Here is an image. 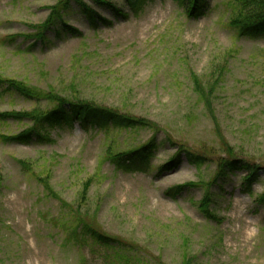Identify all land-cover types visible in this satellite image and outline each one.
Returning a JSON list of instances; mask_svg holds the SVG:
<instances>
[{
    "label": "rangeland",
    "instance_id": "374dc122",
    "mask_svg": "<svg viewBox=\"0 0 264 264\" xmlns=\"http://www.w3.org/2000/svg\"><path fill=\"white\" fill-rule=\"evenodd\" d=\"M56 1L0 0V77L39 91L76 93L149 120L155 129L104 133L75 120L50 128V141L0 138V264H107L102 247L64 240L52 223L61 202L18 159L33 162L40 176L46 165L62 201L94 213L103 233L137 245L147 264H156L153 255L164 264H181L184 251L194 256L193 264H264V209L254 201L264 190L262 170L250 193L245 172L238 170L221 187L212 186L209 206L218 219L206 218L197 207L204 187L171 191L189 180L211 181L217 160L226 156L220 134L236 157L264 166V35L240 36L228 26L233 0H206L203 13L192 18L173 0H149L137 14L123 0H110L126 16L89 1L109 23L92 26L75 8L64 18L81 37L49 31V43L31 46L33 39L23 36L46 19L47 6ZM190 73L204 86L214 83L217 125L193 91ZM0 92V112L53 106L12 90ZM28 126L27 120L8 119L0 122V133ZM153 138L157 146L144 170L118 168L105 156L108 145L121 151ZM179 145L208 160L196 168L179 151L176 167L158 171ZM87 178L94 181L80 202Z\"/></svg>",
    "mask_w": 264,
    "mask_h": 264
},
{
    "label": "trees",
    "instance_id": "16d2710c",
    "mask_svg": "<svg viewBox=\"0 0 264 264\" xmlns=\"http://www.w3.org/2000/svg\"><path fill=\"white\" fill-rule=\"evenodd\" d=\"M91 2L99 7H106L117 15L126 16L124 12L110 0H57L54 4L47 6L48 16L45 20L35 25H31L33 32L23 36L26 40L33 39L34 42L31 46H34L38 41L41 43L48 42L47 33L54 31V36H60L62 30L64 32L72 33L74 35H81L72 25L67 24L64 16L75 8L83 15L84 19L92 26H97L98 23H109L105 18L103 19L98 15V12L89 5ZM149 0H123V5L132 13L137 14L145 6ZM180 8H183L186 12V16L189 18L197 17L203 13V9L206 6V0H173ZM231 11L229 13L228 26L233 28L240 36H253L258 37L264 35V0H233L230 4ZM191 74L193 91L200 97L203 106L207 109L208 115L213 119L217 125L218 119L215 114V107L213 101L216 98L215 86L207 84L204 86L197 74ZM6 85V86H5ZM4 87V88H2ZM1 89L12 90L21 94L27 99L35 101L44 100L50 105H53L50 109H31L30 111H15L10 110L8 112H0V122L8 119L13 120H27L30 122V126L21 130L19 133L4 134L0 133V138L5 142H17L23 144H29L31 141H50L48 130L56 125H73L76 120L83 127L92 126L96 129L109 133L114 129L124 130H137L142 128H148L150 130L155 129L154 124L144 118H138L132 114H125L118 111L116 108L105 107L94 101L84 99L80 95L74 93L60 94L56 92L52 87L49 90H38L35 87L28 85L22 80H16L13 78L0 77V91ZM1 95V92H0ZM221 139V145L226 153L225 157H221L217 160L214 170V176L208 183L205 179H198L197 181L189 180L182 184H178L173 187L171 191L174 194L178 192L193 188L204 187L203 197L197 204L200 212L209 219H218L214 213V209L211 208L213 201V194L210 192L213 185L221 187L223 178L227 177L233 171L245 172L243 182L246 186V191L250 193V186L259 179L260 171L264 172V166H259L255 162L250 160L240 159L233 153L235 150L229 146L219 135ZM154 138L143 143L136 148L121 149L117 151L113 146L108 145L105 151V156L108 160H112L114 165L118 168H123L128 171L144 170L148 168V159L152 155L154 148L157 144L154 142ZM167 142L169 140L167 139ZM174 144V142H171ZM184 152L186 161L193 163L196 168L205 164L208 160L207 156L201 151H194L193 149L184 148L179 145L176 155L169 158L163 165L157 168L162 172L166 169H172L177 166L179 162L180 152ZM17 163L24 170L25 173L30 176H35L40 183L43 184L44 191L48 192L51 196L61 202V212L57 218L52 220L53 225L59 226V230L65 235L64 240L69 243L73 241L77 246H85L87 243L89 246L102 247L103 255L107 264H147L148 258L144 257L142 251L138 250V246L128 241H123L115 236H109L103 233L96 223L94 213L81 212L80 208H74L68 202L62 201L60 194L52 189L50 184L51 170L44 165L43 175L40 176L34 168L33 162H29L25 159L17 160ZM147 166V167H146ZM98 178V176H97ZM2 180L0 172V181ZM94 178H87L82 182V189L79 195V201L85 200V194ZM264 185V179L262 180ZM62 199V200H61ZM255 203L261 205L264 209V190L261 194L254 198ZM221 239V236H220ZM222 240V239H221ZM185 242V241H184ZM110 253V254H109ZM156 259V264H164L162 257L152 256ZM183 260L181 264H193L192 260L194 256H188V252L184 251ZM150 260V259H149ZM151 261V260H150Z\"/></svg>",
    "mask_w": 264,
    "mask_h": 264
}]
</instances>
